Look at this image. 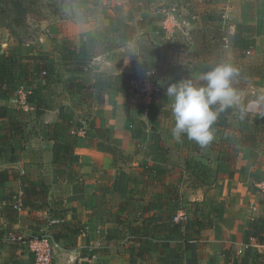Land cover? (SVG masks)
<instances>
[{
	"label": "crops",
	"instance_id": "1",
	"mask_svg": "<svg viewBox=\"0 0 264 264\" xmlns=\"http://www.w3.org/2000/svg\"><path fill=\"white\" fill-rule=\"evenodd\" d=\"M227 1V21H235L236 27L238 24L249 25L253 34L249 36H254L260 47L264 43V0ZM85 28L87 31L80 34L86 39L88 36L100 40L104 37V31L91 30L88 25ZM195 32L197 30H193ZM227 43L223 49L224 52L225 48L228 49V56L231 52L244 57L233 52L229 39ZM108 54L102 49L89 64L92 81L122 72L141 75L146 70L138 63L133 64L132 57L129 62V58L118 60L115 55ZM225 59L229 61L226 56ZM196 69H187L182 64L177 69L165 68L159 75L165 82L172 76L195 81L197 74L193 71ZM254 77L264 79L263 76ZM234 87H238V91L241 89V86ZM21 96L10 102V114L0 118V264L33 262L27 243L8 241L9 233L29 238L47 230L62 245L54 264L189 261L225 264L226 257L229 264H256L258 254L264 255V242L252 241L249 247L245 241L251 219L264 213L256 187L258 181L264 180V143L260 146L225 144L223 150L231 146L240 150L236 157L231 161L223 155L217 157V178L212 179L208 171L207 183L203 187L191 188L190 201L204 200L207 205L206 211L189 215V219L182 222V231L193 233L191 240L184 241L157 229L145 234L144 242H136L130 234L133 227L151 231L155 224L165 220L170 198L168 186L176 189L181 203L184 200L179 185H175L178 180L169 179L172 165L167 161L170 149L163 139L164 115L160 104L155 100L152 106L146 104L145 98L133 90L126 97L110 88L102 102L96 101L95 97L88 100L90 106H95L88 122L75 113L76 105L84 102L82 98L65 97L63 104L49 103V109L35 110L32 107L29 110L34 112L32 126L38 124V127L25 139L26 127L21 114L24 96ZM4 104L5 101L0 99V109ZM146 108L148 114H145ZM63 113L73 115L74 125L64 134L68 140H74L75 147L65 162H54L56 142L63 140L64 136L54 137L49 124L57 121ZM138 123L144 124L139 126ZM140 133L141 136L137 137L136 134ZM7 143L14 147L11 149L12 159H7L4 153ZM156 145L164 146L163 155L156 151ZM145 164L163 168L165 174L152 175L142 168ZM162 202L165 204L161 205ZM16 204L21 205L20 210L15 208ZM183 206L178 211L185 210V204ZM210 218L212 220L208 221ZM205 234L206 237H201Z\"/></svg>",
	"mask_w": 264,
	"mask_h": 264
},
{
	"label": "rangeland",
	"instance_id": "2",
	"mask_svg": "<svg viewBox=\"0 0 264 264\" xmlns=\"http://www.w3.org/2000/svg\"><path fill=\"white\" fill-rule=\"evenodd\" d=\"M222 1L29 0L31 12L29 16H25L18 11H13L10 0L8 2L0 0V49L3 51L8 48H15L19 49L20 53L24 52L25 54L53 51L54 45H52L51 36L57 39V45H63L67 42L76 43L80 37H84L80 32L87 31L85 27L88 25L91 30L94 28L104 31V37L101 39L103 44L99 45L98 48L99 50L104 49L105 53L109 52V56L115 55L118 60L125 58L130 60L132 57L134 58L133 64L138 63V65L142 60H147L148 64L144 67V70L149 69L147 72H152L153 70L156 72L153 75V79L158 88L154 93V99L150 106L154 104L155 100L160 104L164 115L163 139L169 145L170 150L167 161L172 165L169 167L171 171L169 179L178 180V183L174 184L179 185L182 191L183 204L186 206L185 211H187L188 215L195 216V214L207 209V205L204 200L190 201L191 188L203 187L207 183L205 176L208 171L212 179L214 177L217 178L218 174L215 170L217 168L215 166L217 157L223 153H228L233 160L240 151L236 146H231L227 149L228 151H223L225 144L234 145L236 143L228 140L229 136L232 135L235 140H245L246 138L238 132L239 129H244L248 132L245 134L248 142H254L250 144L251 146H260V144L264 143V133H258L257 138L249 135L251 133L254 135L255 129L263 127L261 117H264V84L261 83H264V79L261 81L260 78H255L250 75L248 70V66L253 62H258V59L264 61V43L260 47L256 44L255 51H248L242 58L231 52L228 56V49L225 48V55L222 58L220 52L210 55L208 51L207 46L210 49H214L212 43L215 45L217 39L212 37L210 38L213 40L211 45L205 44V41L197 37V32L193 33V30L200 32V29L206 32L207 27L205 24H208V22H205V17L209 15V12L214 17L222 15V27L231 31V33L234 31L236 28L235 21L231 19L227 21L229 12L227 3L229 2L227 0ZM118 22L124 23L123 25L121 24V27L126 28L129 36L128 40L120 37V34L115 30ZM209 24L211 25V23ZM210 25L209 32L213 28ZM216 25L214 26L215 28H217ZM161 30H165V32L162 34ZM51 55H56V53L52 52ZM225 56L229 61H226ZM221 61L229 62L239 70V76L234 82V86H241L240 91L236 87L241 97L240 106L232 107L234 116L229 118L225 127L212 129L213 140L206 146L202 147L195 141L189 140L186 136H183L182 140L178 142L172 135L174 118L171 114L170 100L165 95V92L168 83L180 81L181 78L172 76L171 80L169 79L165 82L159 72L165 68L177 69L183 64L187 69L188 67L197 68L193 73L199 77L200 74L210 70ZM186 71L184 72L186 73ZM144 72L141 75L145 76L147 72ZM92 74L91 66L88 65L84 70L79 71L77 76L87 79V81H92ZM138 75L136 73L134 77ZM43 88L50 105L60 102L63 104L65 97H78V95L67 94L62 84L57 82L45 84ZM21 95L25 96V93H20L18 97ZM164 97L167 98L164 100ZM93 107L95 106H90L89 103L83 102L76 105L78 112L76 111L75 113L77 117L89 122L94 114ZM241 109H243L244 113L243 118H241ZM21 114L23 126L26 127L24 128L25 135L23 138L26 139L28 135H32L38 124H35L36 126L33 125L34 127L31 124L34 119V112L21 109ZM10 143H7V148L4 152L7 159L13 158L11 156L13 146H9L12 145ZM14 153L15 151L13 150ZM191 157L207 166L205 171L200 169V176L192 174L187 167L186 162ZM211 161L214 162V165L211 164ZM211 220L210 218L208 221ZM201 237H206V234L201 235ZM170 264L194 263L189 261L187 263L176 262ZM197 264H211V261L197 262Z\"/></svg>",
	"mask_w": 264,
	"mask_h": 264
},
{
	"label": "trees",
	"instance_id": "3",
	"mask_svg": "<svg viewBox=\"0 0 264 264\" xmlns=\"http://www.w3.org/2000/svg\"><path fill=\"white\" fill-rule=\"evenodd\" d=\"M8 2V0H6ZM11 8L13 11H18L22 15H30L31 5L29 0H10ZM10 3V2H9ZM8 3V5H9ZM214 17L211 12L205 17V24L207 27L206 32L200 29L197 30V37L200 40L205 41V44L213 42L210 38L217 39V42L212 43L214 49L208 47L210 55L220 52V55L224 53V45H227L229 39L233 52H239L241 55H245L248 51L256 48V39L253 35L249 25L238 24L234 33L229 30H225L222 27L223 17ZM211 23V25L209 24ZM123 22L116 24L115 30L120 34V37L128 40L126 28H122ZM217 24V25H216ZM209 25L213 27L209 32ZM216 25L217 28L214 26ZM219 26V27H218ZM162 34L165 30L160 31ZM199 32V33H198ZM53 51H44L43 53L37 54H23L19 52V49L8 48L4 51L0 49V99L5 101V104L0 109V118L7 117L10 112V102L18 97L22 92L25 93V100L28 105L33 107L35 110L49 109V101L45 95L43 86L45 84L60 83L64 89L68 92L77 94L82 98V101L88 102L91 98L95 97L98 102L105 100V93L108 89L114 88L124 96L128 97L131 91L130 81L134 77L131 72H122L116 75L102 76L94 81H87L78 77L79 71L84 70L92 60L101 52L99 45L103 44L100 39L95 36H90L88 39L80 37L76 43H65L63 45H57V39L51 36ZM52 52L56 55H51ZM141 69H144L148 64L147 60H142L140 63ZM250 75L252 76H263L264 77V61L258 59V62H253L248 66ZM68 73V75H67ZM234 116L232 107L226 108L223 111H219L216 121L212 125V129L225 127L228 124L229 118ZM260 117V116H259ZM73 115L69 113H63L61 117L52 124H49L53 130V136L61 138L64 136V141H57L54 149V162H65L68 156L73 153L75 142L74 140H68L65 132H68L73 127ZM263 127L255 129L253 133L249 134L257 138V134L264 133V117H261ZM241 122H243L241 120ZM94 125V123H91ZM144 123H138L143 125ZM16 123L14 122V126ZM238 132L242 134L246 139L235 140L230 135L228 140L236 143L250 145L245 134L248 132L244 129H239ZM257 132V133H256ZM250 133V132H249ZM137 137L141 136L136 134ZM254 138V139H255ZM156 151L162 153L165 152L163 145H156ZM223 151H226L225 149ZM228 151V150H227ZM224 154V153H223ZM222 154V155H223ZM223 157L231 161L232 158L225 153ZM187 167L191 173L195 176H200V169L206 170V165L191 157L187 160ZM144 170L149 171L152 175H163L165 169L152 166L142 165ZM206 178V176H205ZM169 196L168 206L165 209V220L161 223H157L153 226V230L146 231L143 228H132L130 234L132 240L136 242H144L143 236L150 234L152 231L160 229L166 231L168 235H174L178 238H182L184 241L191 240L193 233L191 231H182V222H175L174 216L177 214L179 209H182L183 203L179 200V194L168 186ZM163 201L164 199H160ZM165 203L162 202L161 205ZM260 204L264 206V199L260 200ZM167 205V203H166ZM217 216V212H215ZM134 235V236H133ZM131 238V237H130ZM245 241L250 247L252 241L257 243L264 242V213L255 216L251 219L249 225L248 235L245 237ZM151 245L153 242L148 241ZM249 250V249H248ZM256 264H264V255L258 254L256 258ZM225 264H229V259L226 257Z\"/></svg>",
	"mask_w": 264,
	"mask_h": 264
},
{
	"label": "clouds",
	"instance_id": "4",
	"mask_svg": "<svg viewBox=\"0 0 264 264\" xmlns=\"http://www.w3.org/2000/svg\"><path fill=\"white\" fill-rule=\"evenodd\" d=\"M238 76L235 66L221 61L195 81L182 79L167 84L165 95L170 100L174 118L172 135L178 142L186 136L203 147L213 140L212 125L218 112L241 104L234 87ZM243 114L241 109V118Z\"/></svg>",
	"mask_w": 264,
	"mask_h": 264
},
{
	"label": "built area",
	"instance_id": "5",
	"mask_svg": "<svg viewBox=\"0 0 264 264\" xmlns=\"http://www.w3.org/2000/svg\"><path fill=\"white\" fill-rule=\"evenodd\" d=\"M153 75V71L147 72L145 76H135L130 81L131 90L140 93L145 98L146 104L152 103L154 93L158 90L157 85L154 82ZM22 107L26 111L32 109V107L26 103L25 96ZM148 111V108H146L145 114H148ZM256 187L260 192L261 199H264V180L258 181L256 183ZM15 208L20 210L21 205L16 204ZM188 219L189 215L185 210L178 211V213L174 216L175 222H184ZM6 239L8 241H21L27 243L33 257L32 264H54L56 253L62 248L60 241L49 230L29 238H25L21 234L18 235L15 233H9Z\"/></svg>",
	"mask_w": 264,
	"mask_h": 264
}]
</instances>
